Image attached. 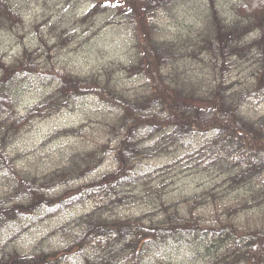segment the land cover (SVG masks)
<instances>
[{
  "label": "trees",
  "instance_id": "trees-1",
  "mask_svg": "<svg viewBox=\"0 0 264 264\" xmlns=\"http://www.w3.org/2000/svg\"><path fill=\"white\" fill-rule=\"evenodd\" d=\"M183 1L191 0H124L126 22L137 35L136 61L124 69L141 81L134 94L120 89L110 72L78 78L46 67L55 87L20 113L11 85L22 77L38 78L45 68L28 51L11 64L0 60V172H11L0 191V237L22 220L28 224L18 231L24 233L69 208L95 203L55 227L51 235L68 236L63 247L43 249L40 243L22 254L10 248L15 235L4 240L0 264H62L72 255L83 264H150L149 253L158 245L190 238L211 240L213 257L204 264H264V114L245 113L251 101L264 102V0H236L227 12L215 0H202L190 30L167 38L158 16ZM16 22L18 11L0 0V27ZM187 60L206 70L203 77H192ZM237 68L249 70L244 86L232 82ZM94 97L116 112L101 123V144L75 151L47 174L18 168L9 149L22 129ZM76 134L69 129L52 138ZM199 134L208 138L195 150L166 168L142 171L145 162L185 147ZM179 165L183 171L217 173L235 199L219 208L211 193L214 210L207 219L196 213L204 204L198 197L185 211L167 202L166 184L156 186V175ZM143 203L151 206L150 214H118ZM93 246L97 258L91 260L85 248Z\"/></svg>",
  "mask_w": 264,
  "mask_h": 264
},
{
  "label": "rangeland",
  "instance_id": "rangeland-1",
  "mask_svg": "<svg viewBox=\"0 0 264 264\" xmlns=\"http://www.w3.org/2000/svg\"><path fill=\"white\" fill-rule=\"evenodd\" d=\"M6 1H9L14 11H18L20 22L0 27V60L11 64L15 58L28 51L33 53L32 58L38 66L45 68L42 76L27 79L22 77V80H17L11 85L10 90L15 94L13 97L18 99L20 113H25L55 87L52 78L45 74L46 67L56 72L71 73L78 78L90 75L104 76L110 72V77L120 89L133 94L141 90L139 77L124 71L136 61L138 55L137 35L126 22L127 6L124 0ZM234 1L236 0H215V3L227 12L229 5ZM200 2L202 0L183 1L182 4L175 5L170 12L159 14L158 21L167 29V38L178 30H190L188 26H191L198 17L196 14L199 11L196 5H200ZM94 9L95 11L90 15ZM190 62L186 61L190 69L189 73L195 72L194 76H191L203 77L206 70ZM117 65L121 66L120 70ZM232 76V82L236 83L237 87L244 86L250 81L249 70L243 68L234 70ZM257 102L258 100L251 101L246 106L245 113L264 114V102ZM115 113L105 104L98 102L95 97L81 100L57 115L22 129L9 151L17 157L18 168L30 173L47 174L56 167L63 166L75 151H90L101 144L104 138L101 123L110 121V117ZM69 129L78 130L77 137L52 138L54 133ZM207 138L202 134L195 135L194 138L186 141L185 147H179L168 154L147 161L141 169L151 171L166 168L187 152L202 145ZM111 162L110 159L101 170L107 168ZM178 167L180 168L176 170L170 169L158 173L154 183L156 186L166 184L164 199L167 202L180 203L179 208L183 211L194 203L193 198L198 197L197 199L204 204L198 206L196 213L207 219L214 210L211 193L216 196L219 208H223L235 199L237 194L226 192L223 178L217 173L183 171L181 165ZM9 174L11 172L8 168L1 170L0 191L6 189L5 176ZM12 179L14 181V177ZM245 197L247 195L241 198ZM94 205V201L90 200L85 204L69 208L48 222L30 227L24 233L18 230L28 224L26 220L11 225L0 237V248L4 240L15 235L16 240L10 244V248L17 249L22 254L33 252L40 243L43 249L63 247L68 236L51 235L55 227L66 225L74 217L90 211ZM150 210L149 203H143L135 207L123 208L118 214L122 217L138 215L141 212L150 214ZM202 241V238H190L168 245H158L149 253L147 259L150 264H204L213 257V254H209L212 250L211 240L207 238ZM85 250V254L91 260L97 258L96 246ZM62 264H83V260L78 255H72ZM120 264L130 263L123 261Z\"/></svg>",
  "mask_w": 264,
  "mask_h": 264
}]
</instances>
